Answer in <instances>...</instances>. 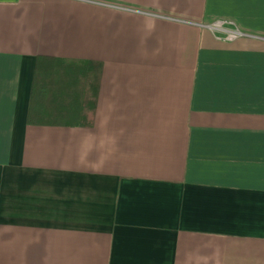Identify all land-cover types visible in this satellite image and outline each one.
<instances>
[{"label":"crops","instance_id":"1","mask_svg":"<svg viewBox=\"0 0 264 264\" xmlns=\"http://www.w3.org/2000/svg\"><path fill=\"white\" fill-rule=\"evenodd\" d=\"M0 264H264V0H0Z\"/></svg>","mask_w":264,"mask_h":264},{"label":"built area","instance_id":"2","mask_svg":"<svg viewBox=\"0 0 264 264\" xmlns=\"http://www.w3.org/2000/svg\"><path fill=\"white\" fill-rule=\"evenodd\" d=\"M204 26L218 33L220 38L228 41L248 35L236 25L235 21L228 18H219Z\"/></svg>","mask_w":264,"mask_h":264},{"label":"trees","instance_id":"3","mask_svg":"<svg viewBox=\"0 0 264 264\" xmlns=\"http://www.w3.org/2000/svg\"><path fill=\"white\" fill-rule=\"evenodd\" d=\"M69 66H71V65L65 64V67H69ZM54 69H55L54 60H48V58L45 56L38 57L37 63H36V74H35V81H34L35 84L39 80V78H41V77L52 76L54 74ZM34 89H35V85H34ZM34 89H33V91H34ZM29 117H30V120L33 119L31 114Z\"/></svg>","mask_w":264,"mask_h":264}]
</instances>
